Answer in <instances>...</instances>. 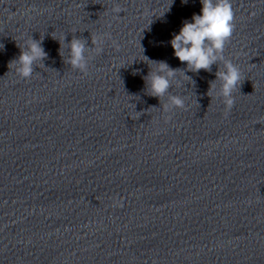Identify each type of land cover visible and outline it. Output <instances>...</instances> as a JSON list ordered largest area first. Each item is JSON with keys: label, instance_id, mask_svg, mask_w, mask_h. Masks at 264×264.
I'll use <instances>...</instances> for the list:
<instances>
[{"label": "clouds", "instance_id": "1", "mask_svg": "<svg viewBox=\"0 0 264 264\" xmlns=\"http://www.w3.org/2000/svg\"><path fill=\"white\" fill-rule=\"evenodd\" d=\"M186 3L187 0H184ZM202 4L201 14H193L191 22L183 21L182 27L178 33H174L170 40V45L174 50V56L181 63H186V69H173L165 61H152L146 58V63L156 65L154 69L143 77L145 81L146 94L156 97L159 100L168 95L169 104L165 105L167 111L172 108H184V99L178 95H172L169 89L172 82L181 72L187 79H191L186 72L198 73L200 70L210 72L213 65L223 64V70L218 67L216 71V81L221 82L219 95L228 109L234 105L233 93L241 85L242 74L240 68L233 64L231 60L225 59L223 53L227 42L230 40L234 31V10L232 0H200ZM117 13L120 12L116 8ZM59 40L61 49L65 47L64 41ZM99 39L93 40L92 45H98ZM20 54L16 59L10 62L15 72L21 78H31L34 72V66L37 62H42L47 53L41 46V40L32 37L25 42L24 47H20ZM69 55L66 60L73 69L86 73L88 66V47L87 41L73 36L67 44ZM3 45L0 44V49ZM98 52L102 49L97 48ZM63 56V51L60 52ZM215 81L211 83L214 85Z\"/></svg>", "mask_w": 264, "mask_h": 264}]
</instances>
